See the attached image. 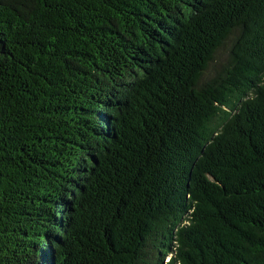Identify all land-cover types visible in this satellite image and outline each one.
Masks as SVG:
<instances>
[{
    "label": "trees",
    "instance_id": "16d2710c",
    "mask_svg": "<svg viewBox=\"0 0 264 264\" xmlns=\"http://www.w3.org/2000/svg\"><path fill=\"white\" fill-rule=\"evenodd\" d=\"M0 264H264V0H0Z\"/></svg>",
    "mask_w": 264,
    "mask_h": 264
},
{
    "label": "rangeland",
    "instance_id": "374dc122",
    "mask_svg": "<svg viewBox=\"0 0 264 264\" xmlns=\"http://www.w3.org/2000/svg\"><path fill=\"white\" fill-rule=\"evenodd\" d=\"M227 58H228V54L226 48L221 49L218 52L217 62L215 63L216 68H218V65L220 63H224L227 60Z\"/></svg>",
    "mask_w": 264,
    "mask_h": 264
}]
</instances>
